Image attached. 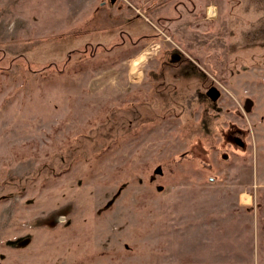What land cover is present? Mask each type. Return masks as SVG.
Instances as JSON below:
<instances>
[{
  "label": "rangeland",
  "instance_id": "1",
  "mask_svg": "<svg viewBox=\"0 0 264 264\" xmlns=\"http://www.w3.org/2000/svg\"><path fill=\"white\" fill-rule=\"evenodd\" d=\"M0 264H264V0H0Z\"/></svg>",
  "mask_w": 264,
  "mask_h": 264
},
{
  "label": "crops",
  "instance_id": "2",
  "mask_svg": "<svg viewBox=\"0 0 264 264\" xmlns=\"http://www.w3.org/2000/svg\"><path fill=\"white\" fill-rule=\"evenodd\" d=\"M187 1H191V0H187ZM181 3H182V4H181L182 6H185V5L183 4V2H181ZM207 7H208V6L205 7V9H206V13H207ZM207 15H208V13H207Z\"/></svg>",
  "mask_w": 264,
  "mask_h": 264
}]
</instances>
